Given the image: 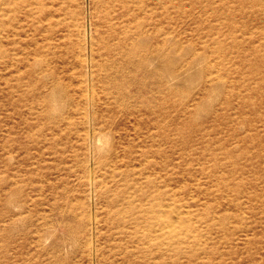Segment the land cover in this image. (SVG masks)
Masks as SVG:
<instances>
[{
    "label": "rangeland",
    "instance_id": "rangeland-1",
    "mask_svg": "<svg viewBox=\"0 0 264 264\" xmlns=\"http://www.w3.org/2000/svg\"><path fill=\"white\" fill-rule=\"evenodd\" d=\"M0 264H264V0H0Z\"/></svg>",
    "mask_w": 264,
    "mask_h": 264
},
{
    "label": "bare ground",
    "instance_id": "bare-ground-1",
    "mask_svg": "<svg viewBox=\"0 0 264 264\" xmlns=\"http://www.w3.org/2000/svg\"><path fill=\"white\" fill-rule=\"evenodd\" d=\"M5 14V13H4ZM91 94V93H90ZM89 178H90V176H89ZM163 215V214H162ZM94 217V216H93ZM96 217V216H95ZM176 218V217H175Z\"/></svg>",
    "mask_w": 264,
    "mask_h": 264
}]
</instances>
